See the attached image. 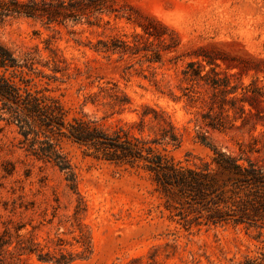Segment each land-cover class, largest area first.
<instances>
[{"label": "rangeland", "instance_id": "374dc122", "mask_svg": "<svg viewBox=\"0 0 264 264\" xmlns=\"http://www.w3.org/2000/svg\"><path fill=\"white\" fill-rule=\"evenodd\" d=\"M116 6V16L103 14L94 25L48 27L15 18L0 26V42L33 63L24 71L36 90L63 105L67 122L83 117L108 132L129 129L141 106L149 105L164 111L181 137L177 146H159L175 162L215 169L211 149L197 138L207 132L212 146L242 164L264 166V129L253 128L254 117L225 130L195 124L210 107L219 112L211 70L237 86L227 100L255 81L264 88L258 72L264 68V0H116ZM150 17L169 31L163 34ZM142 27L163 35L149 36ZM111 38L138 50L94 49ZM189 62L202 65L204 80L183 74ZM112 91L126 94L131 104L114 107ZM227 115L232 120L234 112ZM18 140L13 127L0 123V234L7 231L13 253L4 257L6 264H59L62 255L66 264H264V227L204 225L196 214L186 217L187 210L180 214L167 204L148 172L88 156L58 139L75 175L72 187L52 163L20 149ZM19 239L36 244L37 252L18 256ZM39 253L53 259L41 261Z\"/></svg>", "mask_w": 264, "mask_h": 264}, {"label": "trees", "instance_id": "16d2710c", "mask_svg": "<svg viewBox=\"0 0 264 264\" xmlns=\"http://www.w3.org/2000/svg\"><path fill=\"white\" fill-rule=\"evenodd\" d=\"M118 12L116 0H0V26L15 18L39 21L48 27L82 21L94 25L103 14L116 16ZM127 19L141 27L131 15H127ZM150 19L163 34L169 31L155 18ZM143 30L149 36L163 35H156L145 27ZM94 49L112 53L138 50L135 44L130 47L118 38L98 40ZM153 60L158 61L157 54ZM32 67L31 61L20 59L0 42V123L15 129L20 149L39 161L52 163L66 175L72 187L75 175L58 139L76 144L88 156L148 172L167 204L179 210L180 214L187 210L186 217L196 214L194 220H202L204 225L233 224L244 225L248 229L264 227L263 165L251 160H247V165L242 164L240 158L212 146L207 132L199 133L197 138L211 149L215 169L207 163L189 167L175 162L159 146H177L181 137L170 117L149 105L141 106L138 121L133 122L129 129L118 127L108 132L95 121L83 117L67 122L63 105L35 89L33 79L27 73L32 71ZM203 70L200 63L189 62L183 74L204 80L207 74L203 76ZM258 72L264 78V68ZM211 73L210 85L221 95L219 112L214 113L210 107L209 111L200 114L195 124L200 128L225 130L235 128L234 123L239 119L244 126L249 118L254 117L253 128L259 125L264 129V88L258 85V81L243 87L241 97L227 100V96L236 94L237 86H231L227 77L220 78L214 70ZM108 97L120 110L131 104L130 98L119 91H112ZM188 98L190 102L195 101L194 95H188ZM259 110H263V114ZM229 111L234 112L232 120L227 115ZM11 245V237L5 230L0 234V264H6V255H13L9 250ZM36 247L34 243L19 239L15 250L21 256L37 252ZM38 259L51 261L53 257L39 253ZM65 260L62 255V259L56 262H69Z\"/></svg>", "mask_w": 264, "mask_h": 264}]
</instances>
